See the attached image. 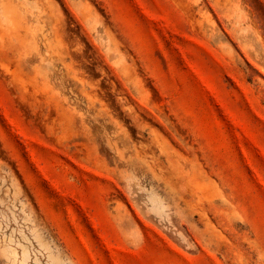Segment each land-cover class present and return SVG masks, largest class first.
<instances>
[{
	"label": "rangeland",
	"instance_id": "rangeland-1",
	"mask_svg": "<svg viewBox=\"0 0 264 264\" xmlns=\"http://www.w3.org/2000/svg\"><path fill=\"white\" fill-rule=\"evenodd\" d=\"M0 264H264V0H0Z\"/></svg>",
	"mask_w": 264,
	"mask_h": 264
}]
</instances>
